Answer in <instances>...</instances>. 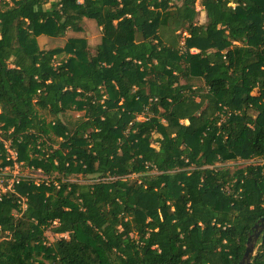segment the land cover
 Returning <instances> with one entry per match:
<instances>
[{"label":"trees","instance_id":"1","mask_svg":"<svg viewBox=\"0 0 264 264\" xmlns=\"http://www.w3.org/2000/svg\"><path fill=\"white\" fill-rule=\"evenodd\" d=\"M194 2L0 0V264L242 260L264 217V0H200L204 20Z\"/></svg>","mask_w":264,"mask_h":264},{"label":"rangeland","instance_id":"2","mask_svg":"<svg viewBox=\"0 0 264 264\" xmlns=\"http://www.w3.org/2000/svg\"><path fill=\"white\" fill-rule=\"evenodd\" d=\"M194 8H196V10L198 11L199 18L204 20L205 19V14L202 11V7L200 5V0H195ZM87 36H88L90 44L93 45L96 42V33H95V29L93 28V26H90V29L88 30ZM78 115H79V112L72 111V117L76 118V117H78ZM243 165H245V163L242 162V161L229 163L230 167H234V166H239L240 167V166H243ZM5 173L6 174H14V175H18L19 174V175H22V176L35 177L37 179L39 177H41V174L38 173L37 171H34L31 168H29V167L22 168V165L17 166L15 168H7V169H5ZM72 180L78 181L80 183L83 182V178L80 175H73L72 176ZM1 187H2V180L0 179V188ZM2 190H4V189H2ZM50 237H52V235H50ZM257 244H259V240L256 243V247H257Z\"/></svg>","mask_w":264,"mask_h":264},{"label":"water","instance_id":"3","mask_svg":"<svg viewBox=\"0 0 264 264\" xmlns=\"http://www.w3.org/2000/svg\"><path fill=\"white\" fill-rule=\"evenodd\" d=\"M253 233L248 238L247 247L243 255L242 260L238 264H250L252 257L256 251V243L259 240L260 235L264 231V217L260 218L253 227Z\"/></svg>","mask_w":264,"mask_h":264},{"label":"built area","instance_id":"4","mask_svg":"<svg viewBox=\"0 0 264 264\" xmlns=\"http://www.w3.org/2000/svg\"><path fill=\"white\" fill-rule=\"evenodd\" d=\"M11 158L16 160V153L14 151H11ZM20 164L15 162V167L19 166ZM13 180H11L12 182ZM10 188V187H9ZM25 200V199H24Z\"/></svg>","mask_w":264,"mask_h":264}]
</instances>
